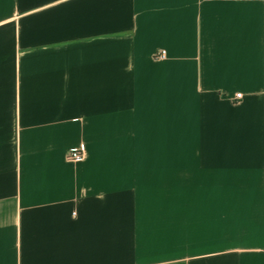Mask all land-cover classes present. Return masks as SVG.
<instances>
[{"label": "crops", "instance_id": "1", "mask_svg": "<svg viewBox=\"0 0 264 264\" xmlns=\"http://www.w3.org/2000/svg\"><path fill=\"white\" fill-rule=\"evenodd\" d=\"M0 264H264V0H0Z\"/></svg>", "mask_w": 264, "mask_h": 264}, {"label": "built area", "instance_id": "2", "mask_svg": "<svg viewBox=\"0 0 264 264\" xmlns=\"http://www.w3.org/2000/svg\"><path fill=\"white\" fill-rule=\"evenodd\" d=\"M154 58L157 60L164 59L165 58V52L163 50L156 52L154 54ZM240 97H241V95L237 94L235 98L240 99ZM82 159H83V153H82V151H80L77 148H72L71 150H69V152L66 156V160L68 162H71V163L80 162Z\"/></svg>", "mask_w": 264, "mask_h": 264}]
</instances>
